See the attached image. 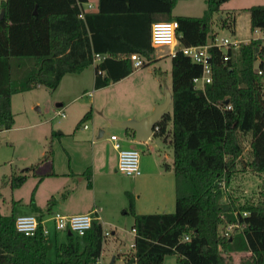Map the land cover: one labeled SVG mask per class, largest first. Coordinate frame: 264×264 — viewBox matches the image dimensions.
Wrapping results in <instances>:
<instances>
[{"label": "trees", "instance_id": "16d2710c", "mask_svg": "<svg viewBox=\"0 0 264 264\" xmlns=\"http://www.w3.org/2000/svg\"><path fill=\"white\" fill-rule=\"evenodd\" d=\"M179 1L186 0L0 1V13L4 12L0 20V132L14 125L11 100L16 94L40 87L55 91L63 77L92 65L98 90L135 71L132 54L147 61L143 68L153 63L151 25L157 21L175 20L179 27L195 23L192 40L178 37L183 47L214 42L211 21L227 0H205L201 17L184 18L172 14ZM89 2L95 3V9L80 18L78 5ZM246 11L250 31L264 34V6ZM219 22L234 34L233 14ZM208 52L212 82L203 89L193 82L201 73L199 66L179 51L171 58V113H164L153 136L166 141L171 124L172 164H164V169L173 171L175 211L139 215L134 199L126 193L128 206L122 213L132 217L134 232L126 262L162 264L165 257L175 256V264H264V187L256 200L229 197L223 201L225 188L239 173L250 171L264 177V39H251L239 45L237 52L232 47L225 53L216 47ZM96 54L102 59L94 64ZM91 115V110L85 113L76 127ZM32 170L11 175L10 188H21ZM83 175L90 188V171ZM34 191L27 205L30 212L40 220L53 215L56 199L51 197L39 209ZM17 204L12 202L8 216L0 212V264H96L106 239L97 218L84 236L38 232L26 237L14 227ZM229 225L232 229L225 237ZM237 254L244 255L239 263Z\"/></svg>", "mask_w": 264, "mask_h": 264}, {"label": "rangeland", "instance_id": "374dc122", "mask_svg": "<svg viewBox=\"0 0 264 264\" xmlns=\"http://www.w3.org/2000/svg\"><path fill=\"white\" fill-rule=\"evenodd\" d=\"M260 5L264 6V0H227L223 4L221 12L212 18L210 35H214L217 41L224 38L230 40L232 45L237 46L234 48V51L237 52L239 45L259 36V34L250 31V21H248L249 16L246 9ZM205 8V0L179 1L173 10V15L179 18L187 16L201 17L205 12ZM229 13L235 17L234 34L228 29L220 27L219 17L224 19L228 17ZM181 28L187 34L189 33V36L196 31L195 23H182ZM210 35L207 37L208 40ZM168 50L167 47L160 48V52L165 54L168 53ZM164 60L162 64L161 61L153 62L144 68L137 69L123 81L97 91L93 88L91 69L83 70L81 74L79 73L80 75H67L62 87L56 92L68 96L77 95V99L74 98L76 100L73 105L64 111L65 118L55 116L56 104L59 103L56 93L53 95L45 88H37L14 95L13 107L11 106L14 125L10 130L0 132L1 214L4 216L10 215L13 200H21L20 204L15 207L17 215L31 214L35 217L38 216V214L30 212V208L27 206L36 180L31 175L29 176L31 174L29 172V180L21 189L14 192L9 184L11 175L22 174L23 169L30 167V165L37 166L36 174L44 175L50 161L53 162L54 171L57 173L64 172L69 167L74 172L72 181L69 178L64 180L62 177L45 181L42 187L39 188L36 198L34 197V204H37L39 209H44L47 200L50 198L47 194L52 195L51 193H56L53 191L58 189L59 193L55 195L58 206L64 203L61 194L65 190H69V193L65 196L67 197L65 207H68L70 212H65L60 208L62 213H78L76 211H81L93 205L100 209L106 207L107 212L104 211L105 218L112 221V225L115 227L103 226V230L108 232L109 236L103 243L101 264H109L114 256L117 257L114 264H124L126 261L122 257L131 252V245L134 241V233L131 229L133 219L130 215H124L121 211V203L126 199L119 190L118 185L122 186L124 185L122 183L126 182L128 187H131L132 178L121 173L114 175L111 171L112 173L108 176L99 175L96 177L94 188L92 187L93 189L90 190V188H86L87 183L83 172L87 168L91 170L93 165L92 153L97 148L102 149L103 146L108 145L105 141L109 137L108 131L101 138L98 137L101 127L110 124L109 122L112 120L121 118L122 115L135 112L144 113L143 110L149 108L157 92L161 90L164 93L165 78L158 72L154 73L159 69L164 72L168 69V73H170L169 67L172 65L173 60L170 55L165 56ZM75 82L77 88L72 89ZM90 110L94 116V122L87 120L83 123L87 125V130H82L81 124L75 135H59L58 132H62L60 127H63L66 123L71 126L74 121L78 122ZM74 129L75 126H73ZM65 130L68 132L69 128H65ZM154 142L155 147H158L155 156L160 160V165L164 170V164L167 165L168 163L164 158L169 157V161L171 160L172 163L171 148L170 146L167 147L162 139L155 137ZM135 149L138 150L139 147ZM144 154L145 151L144 153L139 152L140 158L145 156L144 160H146L147 155ZM263 184L264 177H257L250 171L239 173L232 179L228 188H225L223 201L228 200L229 197L238 198L240 201L246 198L256 200L261 190H263ZM131 193L134 202L137 201L139 192L131 191ZM143 201L144 199L141 198L140 203H143ZM174 211L175 207L171 213L173 214ZM152 213L147 212L145 215ZM113 231L115 234H111ZM241 257H244V255L237 254L235 256L236 263H239ZM175 263V256H167L162 264Z\"/></svg>", "mask_w": 264, "mask_h": 264}, {"label": "crops", "instance_id": "0c3cea01", "mask_svg": "<svg viewBox=\"0 0 264 264\" xmlns=\"http://www.w3.org/2000/svg\"><path fill=\"white\" fill-rule=\"evenodd\" d=\"M0 1H2V0H0ZM91 3H93V5L95 6L94 2H91ZM219 19H221V18H219ZM183 24H186V23H183ZM181 26H182V23H180L179 30H177V36H176L177 42H176L175 46L173 48L170 47L167 54H165L164 52H160V49H155L154 62L161 61V64H162L165 61L164 60L165 56H169V53L171 51L178 50L181 47H183L182 45H180V43L178 41V37H185L189 41L194 38L193 34H191V36H189V33L187 34L186 31L183 28H181ZM172 64H173V62H172ZM94 67L95 66L92 65V66L85 69V71L88 69H91V71H92L91 76L93 79V82H92L93 88H94V78H95ZM193 68L195 69V66ZM169 70H170V73H168V69L165 72L162 71V69H159L158 71L155 72V73L158 72L160 75H162V77L165 78L164 93L161 90H159V92H157V94H156L155 98L153 99L152 104L149 106V108L143 110V111H145L144 113L135 112V113H129L126 115H122L121 118L110 121L109 122L110 124H107L105 127H101L102 129L99 130V134L101 132L102 136L105 134L106 131L109 132V137H107L105 139V141L108 145L103 146L102 149L97 148L96 151L94 153H92V155H91V160L93 161V165L91 166V170H90V168L86 169V170L90 171V175H91L90 190L94 188L93 186H94L95 178L98 177L99 175L108 176L112 172L114 175L119 174V172L117 171L118 152H117V150H115L113 148V143L109 140L110 136L114 135L118 138L122 149L136 150L135 148L139 147V149H138L139 151L138 150H136V151H138V152L142 151V153H144V151H145L144 155H147L146 160H144L145 156L140 158V164H139L140 175L132 178L131 187H128L126 182H123L122 184H124V185H122V186L118 185L119 190L121 191V193L123 194V196L126 199L124 202L121 203V211L124 210L125 208H127V206H128V200H127L126 193H129L132 196L131 191L132 192L137 191V192H139V194L137 196V201L134 202V209H135V212L137 214L145 215V214H147V212H153L152 214H160V213L172 214L171 212L173 211V208H174L173 206L175 203V189H174L173 171L170 169H168L166 171H165V169L163 170V168L160 165V160H158V158H156L155 152H156L158 147H155L156 145L154 144L155 143L154 142L155 137L152 135V137L149 140H147L144 143H140V142H137L135 140V136H134L133 131H130V130L125 131L124 129L118 127V125H117L119 123H122V122H125L128 120L141 121V120L151 116L155 110V107L159 104H162L165 101V99H166L165 90L168 91V93L171 95L172 90H173V85H174L172 82L173 80L171 78L172 65L169 67ZM80 74H77V75H80ZM131 75H129V76H131ZM66 76L63 77L58 88L55 91H50L51 93H53V95L56 93V97H57V100L59 102L56 104L55 110H57V111L55 112V116H58L59 111H62V112L66 111L69 107H71V105H73V103L77 99L76 98L77 95L68 96L64 93L56 92V91H59L60 87H62L64 79L66 78ZM128 77H126V78H128ZM124 79H122L118 82H121ZM113 84H115V83H113ZM113 84H110V85H113ZM75 87L77 88L76 82H75V84H73L72 89H74ZM94 90H95V88H94ZM95 91H97V90H95ZM74 98H76V99H74ZM13 99H14V97H12V101H11L12 107H13V101H14ZM165 113H168V114L171 113L170 105L166 109ZM90 120H92V122H94V116L93 115H91ZM77 123L78 122L74 121V124H72L71 126L67 125V123H66V125H64L63 127H60L62 129V132L59 131L58 132L59 135H66V134L75 135L76 131L79 130L78 129L79 127L78 128L76 127ZM73 126H75L74 130H73ZM65 128H69V131L66 132ZM81 129L84 130L82 128V126H81ZM87 129H88V127H87ZM170 131H171V124H169L167 127L166 141L163 140L164 139L163 137H156V138L162 139V141H164V143L167 145V147L170 146V140H171ZM130 132H132V133H130ZM99 134H98V137H99ZM102 136H100L99 138H101ZM97 153H99V154H97ZM100 153L102 156L100 155ZM164 160L168 161V163H167L168 167L171 166L172 163L170 162L171 160L169 161V157L164 158ZM30 167H34V166L30 165ZM30 167H26L25 169H23V171H25L26 169H28ZM67 169L64 172L57 173L56 171H54L53 162L50 161L48 163L45 174L44 175H38V174H36L37 166L34 167V170L30 171L31 174L28 173L29 176L31 175L33 177V179L36 180V183L34 186V188H35L34 197L36 198V195H37L39 188L42 187V185L47 180H52L54 178L62 177V179H64V180H67V178H69V180L72 181L71 179H73L72 177L74 175V172L72 170H70L69 167ZM167 172H168V174H167ZM27 180H29V177L27 178ZM62 188H64V187H62ZM66 188H67V184H66ZM86 188L89 189L87 187V185H86ZM19 189H21V188H19ZM19 189L14 190V192L18 191ZM53 192H56V193H51L52 195L47 194V196H49L50 198L51 197L55 198L56 197L55 195L59 193V190L57 189V191H53ZM67 193H69V190H65L63 192V194H61V197L64 198V203L60 206H58V204H55L54 207L52 208V211L54 213H60L64 216H72V215L87 214L95 208L97 210L95 218H97L99 220L102 227L104 225H108L110 228L115 227L114 225H112L113 224L112 221H110L108 218H105L104 211L107 212L106 207H104V208L101 207V209H100L97 206L93 205L91 207L89 206L87 208H84L81 211H76L78 213H74V214H66V213L60 212L61 209L65 210V212H70V209L68 207H65V205H66L65 202L67 200V197H65V196ZM141 198L144 199L143 203H140ZM153 199H154V202H153ZM16 201L21 202V200H13V202H16ZM56 202H57V200H56ZM35 206L37 208H39L37 204ZM45 206H46V204H45ZM150 208H152V209H150ZM148 210H151V211H148ZM111 234H115V232L113 231V232H111ZM101 256H102V253H101ZM101 256H100V259H101ZM122 258L124 259V257H122Z\"/></svg>", "mask_w": 264, "mask_h": 264}, {"label": "built area", "instance_id": "2783aa9c", "mask_svg": "<svg viewBox=\"0 0 264 264\" xmlns=\"http://www.w3.org/2000/svg\"><path fill=\"white\" fill-rule=\"evenodd\" d=\"M78 6L80 10V18L84 17L85 12L93 11L95 9V6L91 2L79 4ZM178 28L179 23H177V21L175 20L169 22L153 23L151 25L150 39L152 48H173L177 42L176 36ZM254 33L259 34L256 39H264V34L262 32L260 33L259 31H255ZM214 40V42L206 43L204 45L181 47L180 49L173 50L169 53L170 57L172 58L179 51L185 58L190 59L196 66L200 67V75L193 80L195 85L200 89H203L205 85L212 82V67L210 62V55L208 52L209 48L216 47L217 49H221L222 52L225 53L228 48L232 47L234 50V48L237 47L235 45H232L231 41L226 38L221 41H217L216 39ZM224 58L225 60H227L226 56ZM101 59L102 58L99 55H94V64L98 63ZM130 60L132 61L133 68L135 70L143 68L144 64L147 63L145 59L141 58L137 54H132L130 56ZM257 74L261 75V72L257 71ZM58 116H60L61 118H65L66 115L64 112L59 111ZM82 128L86 130L87 125H82ZM157 130L158 128H154L153 133ZM109 140L113 143V148L118 152L117 171L122 175L131 178L140 175L139 152L133 149H122L118 138L114 135L110 136ZM96 213L97 210L95 208L87 214L72 216H64L60 213H54L53 215L41 220L33 215H20L15 219L14 227L18 233L26 237H33L38 232L42 233L43 236H47L50 232H70L78 236H84L86 232L91 228V223L95 219ZM243 216H246V214H244ZM231 229L232 226L229 225L224 233L225 237L229 236V232L231 231ZM103 236L104 238H107L109 236V233L104 231ZM131 248H133V244L131 245ZM96 264H101L100 258L97 260Z\"/></svg>", "mask_w": 264, "mask_h": 264}, {"label": "water", "instance_id": "95a60500", "mask_svg": "<svg viewBox=\"0 0 264 264\" xmlns=\"http://www.w3.org/2000/svg\"><path fill=\"white\" fill-rule=\"evenodd\" d=\"M4 17V12L0 13V20ZM220 18V17H219ZM165 101L162 104H159L155 107L153 114L141 121L128 120L122 123L117 124L118 127L124 130H130L134 132L135 140L140 143H144L149 140L153 135V130L156 124L162 119L166 109L171 103V95L168 91L165 90ZM102 136L101 132L99 137ZM68 234H71L68 232ZM134 259H130L124 264H134ZM115 263V257H112L109 264Z\"/></svg>", "mask_w": 264, "mask_h": 264}]
</instances>
